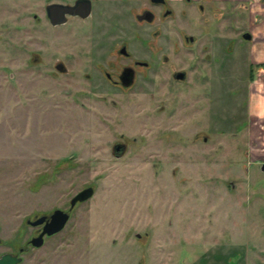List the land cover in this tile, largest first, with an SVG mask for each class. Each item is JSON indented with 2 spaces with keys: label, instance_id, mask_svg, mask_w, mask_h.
<instances>
[{
  "label": "rangeland",
  "instance_id": "374dc122",
  "mask_svg": "<svg viewBox=\"0 0 264 264\" xmlns=\"http://www.w3.org/2000/svg\"><path fill=\"white\" fill-rule=\"evenodd\" d=\"M42 4L0 0V256L16 254L19 264H264V112L262 123L251 113L264 68L253 66L249 78L252 60L264 59V0H241L235 30L196 20L210 63L201 61L188 86L167 93L155 78L123 96L89 87L71 35L44 51ZM56 57L65 73H50ZM118 142L127 147L115 156ZM87 186L92 196L70 209ZM58 208L69 212L63 229L31 246L40 228L26 220Z\"/></svg>",
  "mask_w": 264,
  "mask_h": 264
},
{
  "label": "flooded vegetation",
  "instance_id": "af4514ba",
  "mask_svg": "<svg viewBox=\"0 0 264 264\" xmlns=\"http://www.w3.org/2000/svg\"><path fill=\"white\" fill-rule=\"evenodd\" d=\"M77 1L43 0L41 7L44 21L42 35L44 51L47 52L53 46L58 47L66 38L68 39L67 34L71 35L76 46V52L73 53L74 61L76 60L78 70L83 73L89 87L98 91L103 85L106 92L116 96L127 94L141 82L145 83V80L155 85L152 82L155 78L159 86L164 84L167 93H175L173 89L188 86L192 82L191 72L198 70L201 61L210 63L206 48L202 50L205 56L201 54L202 40L193 34L195 29L201 28L196 20L201 19L204 23L215 20L217 30L218 24H222L221 28H224L227 21L230 23L229 27L235 30L241 2V0H86L89 3L87 15H81L85 8L82 10L80 6L76 8V14L65 13L62 17L58 6L49 8L50 5L72 6ZM32 17L39 20L37 13H33ZM62 18L64 19L61 22ZM128 35L131 37L130 42L126 40ZM240 36L248 42L253 39L248 31L240 33ZM228 50L229 53L233 52L234 46L229 44ZM185 54L189 58H185ZM64 61L65 59L60 57L54 58L50 73H65L67 68ZM258 64L264 68V62ZM258 64L252 60L250 66L252 68ZM219 65L220 70L224 69L225 55L220 56ZM252 75L253 68L249 78ZM221 79H224L223 75ZM111 102L116 103L113 99ZM126 147L125 142L114 144L115 156L122 154ZM39 228L37 235L42 225Z\"/></svg>",
  "mask_w": 264,
  "mask_h": 264
},
{
  "label": "water",
  "instance_id": "95a60500",
  "mask_svg": "<svg viewBox=\"0 0 264 264\" xmlns=\"http://www.w3.org/2000/svg\"><path fill=\"white\" fill-rule=\"evenodd\" d=\"M55 6H58L59 9L61 10V17L65 14H76V8L82 6L85 8L81 12L82 16H85L88 14L89 11V3L86 0H78L74 5L72 6H62V5H50L49 8H52ZM60 20L61 22L63 21ZM249 38V36H246ZM262 170H264V165L262 166ZM93 188L91 186H87L80 191H78L70 200L69 205L70 209L79 202H83L90 198L93 194ZM69 219V212L64 211L62 209H54L50 215L47 217L46 215H41L38 217H35L34 220H26L27 224L32 225V226H40L42 225L41 231L37 236H33L29 240V244L33 247H40L43 242H44V236H51L63 229L65 226L66 222ZM22 252V249L20 250ZM21 262V257L16 255V254H11V253H4L0 256V264H19Z\"/></svg>",
  "mask_w": 264,
  "mask_h": 264
},
{
  "label": "crops",
  "instance_id": "0c3cea01",
  "mask_svg": "<svg viewBox=\"0 0 264 264\" xmlns=\"http://www.w3.org/2000/svg\"><path fill=\"white\" fill-rule=\"evenodd\" d=\"M257 31H258V33H264V30L260 31L258 29ZM255 44H257V43H255ZM253 51H254V54L256 55L255 56L256 59L259 58L260 57L259 56L260 55V52L257 49H253ZM255 62H256V64L261 63V62L263 63L264 62V59L255 60ZM256 66L259 67V68L262 67V66L260 67L259 64L256 65ZM260 71H259L260 74H258V75L259 76L264 75V70L263 71L260 70ZM257 91L258 90H256V88H255L254 94H253L254 95L255 104L253 106H251V113L255 115V121L256 122L262 123V122H260L258 120V118H261L260 114L264 112V106L262 105V104H264V102H263L264 94L262 92H257ZM258 102H260V104ZM257 103H258V105H261V106H258ZM262 171H264V170H262Z\"/></svg>",
  "mask_w": 264,
  "mask_h": 264
}]
</instances>
